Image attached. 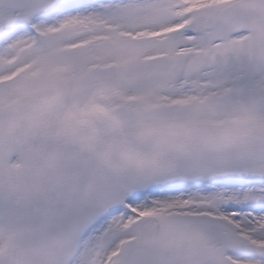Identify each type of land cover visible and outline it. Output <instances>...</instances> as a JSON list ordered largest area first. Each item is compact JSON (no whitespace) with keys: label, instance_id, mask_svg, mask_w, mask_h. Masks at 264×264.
<instances>
[{"label":"snow or ice","instance_id":"snow-or-ice-1","mask_svg":"<svg viewBox=\"0 0 264 264\" xmlns=\"http://www.w3.org/2000/svg\"><path fill=\"white\" fill-rule=\"evenodd\" d=\"M0 264H264V0H0Z\"/></svg>","mask_w":264,"mask_h":264}]
</instances>
